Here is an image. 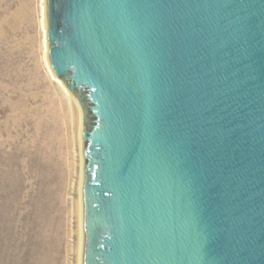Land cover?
Instances as JSON below:
<instances>
[{"label":"water","instance_id":"water-1","mask_svg":"<svg viewBox=\"0 0 264 264\" xmlns=\"http://www.w3.org/2000/svg\"><path fill=\"white\" fill-rule=\"evenodd\" d=\"M47 37L83 264H264V0H48Z\"/></svg>","mask_w":264,"mask_h":264},{"label":"rangeland","instance_id":"rangeland-1","mask_svg":"<svg viewBox=\"0 0 264 264\" xmlns=\"http://www.w3.org/2000/svg\"><path fill=\"white\" fill-rule=\"evenodd\" d=\"M43 6L0 0V264H80L84 112L49 66Z\"/></svg>","mask_w":264,"mask_h":264},{"label":"bare ground","instance_id":"bare-ground-1","mask_svg":"<svg viewBox=\"0 0 264 264\" xmlns=\"http://www.w3.org/2000/svg\"><path fill=\"white\" fill-rule=\"evenodd\" d=\"M44 19H45V22L47 23V10H48V0H44ZM48 40V39H47ZM48 42H49V40H48ZM49 50H50V48H49ZM49 50H48V52H49ZM83 207H84V202H83V189L81 190V199H80V215L82 216V218H81V225H80V231H82L81 232V244H80V249H79V252L81 253L80 254V259H79V263L80 264H83V249H84V228H83V211H84V209H83Z\"/></svg>","mask_w":264,"mask_h":264}]
</instances>
